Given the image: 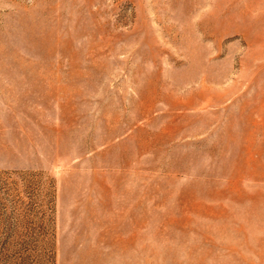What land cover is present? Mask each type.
I'll return each mask as SVG.
<instances>
[{"label": "rangeland", "instance_id": "rangeland-1", "mask_svg": "<svg viewBox=\"0 0 264 264\" xmlns=\"http://www.w3.org/2000/svg\"><path fill=\"white\" fill-rule=\"evenodd\" d=\"M0 264H264V0H0Z\"/></svg>", "mask_w": 264, "mask_h": 264}]
</instances>
